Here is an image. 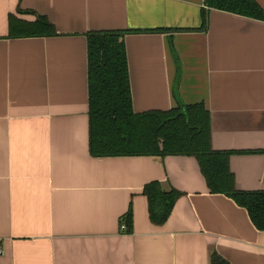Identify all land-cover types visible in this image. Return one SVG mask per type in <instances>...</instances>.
Wrapping results in <instances>:
<instances>
[{
  "label": "crops",
  "instance_id": "1",
  "mask_svg": "<svg viewBox=\"0 0 264 264\" xmlns=\"http://www.w3.org/2000/svg\"><path fill=\"white\" fill-rule=\"evenodd\" d=\"M11 16L58 35L8 38ZM111 31L127 32L136 113L203 104L214 150H264V21L206 0H0V264H264V232L196 158L91 155L88 34ZM230 166L239 190H264V153ZM153 181L183 193L163 226Z\"/></svg>",
  "mask_w": 264,
  "mask_h": 264
},
{
  "label": "trees",
  "instance_id": "2",
  "mask_svg": "<svg viewBox=\"0 0 264 264\" xmlns=\"http://www.w3.org/2000/svg\"><path fill=\"white\" fill-rule=\"evenodd\" d=\"M209 8L264 21V9L256 0H206ZM20 13L24 11L20 10ZM136 32V31H134ZM127 32L88 34L90 152L94 157H194L212 194H223L245 208L254 226L264 232V190L242 191L236 186L230 159L236 154L264 153V150L217 151L212 146V120L203 104L186 105L169 111L136 113L125 44ZM45 17L34 22L10 17L8 38L57 36ZM143 195L154 225L167 223L183 193L163 189L153 181ZM127 234L133 232V211L122 218ZM212 264H230L213 253Z\"/></svg>",
  "mask_w": 264,
  "mask_h": 264
},
{
  "label": "built area",
  "instance_id": "3",
  "mask_svg": "<svg viewBox=\"0 0 264 264\" xmlns=\"http://www.w3.org/2000/svg\"><path fill=\"white\" fill-rule=\"evenodd\" d=\"M122 231H126L127 227L126 225H122ZM0 254H3V251L0 249Z\"/></svg>",
  "mask_w": 264,
  "mask_h": 264
}]
</instances>
